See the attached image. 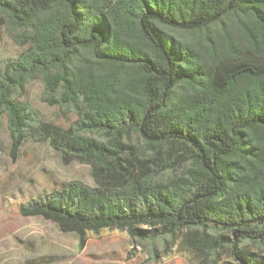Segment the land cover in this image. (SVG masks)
Listing matches in <instances>:
<instances>
[{
    "label": "trees",
    "instance_id": "trees-1",
    "mask_svg": "<svg viewBox=\"0 0 264 264\" xmlns=\"http://www.w3.org/2000/svg\"><path fill=\"white\" fill-rule=\"evenodd\" d=\"M0 20L24 48L0 71L12 159L41 139L98 184L55 189L23 216L81 249L88 232L155 246L188 230L213 256L264 264L251 249L264 252V0H0ZM34 79L73 127L18 101ZM133 136L156 158L136 157Z\"/></svg>",
    "mask_w": 264,
    "mask_h": 264
},
{
    "label": "rangeland",
    "instance_id": "rangeland-1",
    "mask_svg": "<svg viewBox=\"0 0 264 264\" xmlns=\"http://www.w3.org/2000/svg\"><path fill=\"white\" fill-rule=\"evenodd\" d=\"M16 35L0 20V71L7 62L23 52ZM29 105L42 122L64 130L74 126L77 115L72 109L51 102L41 79L31 80L18 97ZM90 136V135H87ZM99 138V135H94ZM130 145L136 157L151 161L137 136ZM12 138L5 115L0 117V264H237L229 250L213 256L212 248H197L192 237L197 232L184 230L155 246L133 239L127 231L88 232L85 247L76 234L63 233L57 224L42 216H23L21 206L44 198L55 189L72 182L95 188L93 168L81 159L67 161L48 142L29 138L20 149L18 159L11 157ZM165 177L166 170L156 169ZM183 165L178 167L181 169ZM199 235V234H198ZM264 256V252L251 247Z\"/></svg>",
    "mask_w": 264,
    "mask_h": 264
}]
</instances>
